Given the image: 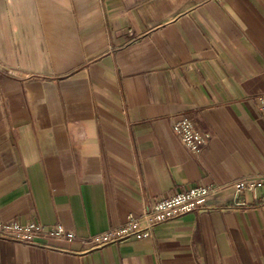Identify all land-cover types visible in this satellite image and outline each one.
I'll return each instance as SVG.
<instances>
[{
    "label": "crops",
    "instance_id": "0c3cea01",
    "mask_svg": "<svg viewBox=\"0 0 264 264\" xmlns=\"http://www.w3.org/2000/svg\"><path fill=\"white\" fill-rule=\"evenodd\" d=\"M262 97L264 0H0V220L88 236L264 174ZM240 199L84 254L0 239V264H264V190Z\"/></svg>",
    "mask_w": 264,
    "mask_h": 264
},
{
    "label": "built area",
    "instance_id": "2783aa9c",
    "mask_svg": "<svg viewBox=\"0 0 264 264\" xmlns=\"http://www.w3.org/2000/svg\"><path fill=\"white\" fill-rule=\"evenodd\" d=\"M258 109L264 118V97L259 99ZM172 129L181 142L193 154H198L206 144L210 135L200 132L187 119L176 120ZM232 189L238 204L244 192L255 194L264 190V174L244 176L224 185H193L185 191H179L172 196L161 198L146 204L139 216L129 214L126 221L120 226L109 228L104 232L79 236L62 224L46 227L35 221L21 223L16 220L3 222L0 220V239H7L19 243L39 244L47 249L53 248V242L77 244V254H84L110 244H118L129 239L142 240L149 238L153 227L169 218L210 210L208 202L218 194ZM264 208V201H263Z\"/></svg>",
    "mask_w": 264,
    "mask_h": 264
}]
</instances>
